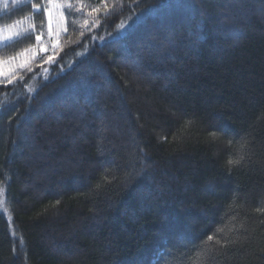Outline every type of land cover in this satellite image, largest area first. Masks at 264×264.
Masks as SVG:
<instances>
[{
	"label": "trees",
	"instance_id": "16d2710c",
	"mask_svg": "<svg viewBox=\"0 0 264 264\" xmlns=\"http://www.w3.org/2000/svg\"><path fill=\"white\" fill-rule=\"evenodd\" d=\"M88 4L0 84V264H264V0Z\"/></svg>",
	"mask_w": 264,
	"mask_h": 264
},
{
	"label": "rangeland",
	"instance_id": "374dc122",
	"mask_svg": "<svg viewBox=\"0 0 264 264\" xmlns=\"http://www.w3.org/2000/svg\"><path fill=\"white\" fill-rule=\"evenodd\" d=\"M32 4H39L41 8L33 9ZM88 7L91 8L88 0H51V3L48 0H0V49L18 39L33 40L30 47L0 58V84L9 83L42 62L49 63L48 58L57 55L70 21L78 25L87 21L84 13L87 14ZM74 8L77 9L75 15L70 12ZM37 35L41 36L40 41L36 40Z\"/></svg>",
	"mask_w": 264,
	"mask_h": 264
},
{
	"label": "snow or ice",
	"instance_id": "6c2138e0",
	"mask_svg": "<svg viewBox=\"0 0 264 264\" xmlns=\"http://www.w3.org/2000/svg\"><path fill=\"white\" fill-rule=\"evenodd\" d=\"M48 2L51 3V0H48ZM32 8H33V9H37V10H39V9L41 8V5H39V4H32ZM45 11L47 12L48 10L45 9ZM50 23H51V22H50ZM36 40H37V41H40V40H41V36H40V35H37V36H36ZM42 50H43V49H42ZM48 59H49V61H51L53 58H52V57H49ZM0 63H2V62H0ZM28 70L31 71L30 68H29ZM21 79H22V77H21ZM11 82H12V81L10 80L9 83H11ZM231 143H232V142L229 141V145H231ZM241 147H243V145H241ZM241 159H243V157H241L240 159H232L231 157H229L227 163H228L229 166L238 165V164L240 163V160H241ZM2 193H3V189L0 188V194H2ZM3 203H4V201H3L2 199H0V205H2ZM212 239H213L212 236H209V237H208V240H209V241H211Z\"/></svg>",
	"mask_w": 264,
	"mask_h": 264
}]
</instances>
